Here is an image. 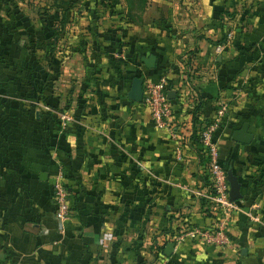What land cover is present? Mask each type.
Returning a JSON list of instances; mask_svg holds the SVG:
<instances>
[{
	"label": "crops",
	"instance_id": "crops-1",
	"mask_svg": "<svg viewBox=\"0 0 264 264\" xmlns=\"http://www.w3.org/2000/svg\"><path fill=\"white\" fill-rule=\"evenodd\" d=\"M154 2L109 32L77 29L86 44L61 43L53 80L37 27L3 17L0 264H264V0ZM135 77L166 79L178 138L128 97ZM222 102L218 159L242 195L232 242L173 241L184 221L211 222L192 193L206 184L193 133ZM244 127L248 142L234 140ZM59 171L70 193L62 227L51 196Z\"/></svg>",
	"mask_w": 264,
	"mask_h": 264
},
{
	"label": "built area",
	"instance_id": "built-area-1",
	"mask_svg": "<svg viewBox=\"0 0 264 264\" xmlns=\"http://www.w3.org/2000/svg\"><path fill=\"white\" fill-rule=\"evenodd\" d=\"M231 36V33L228 35ZM217 47L216 50H219ZM166 79L159 78L157 81L146 80L143 83V94L141 103L149 111L154 124L161 129L171 133L178 138L175 131V117L168 98ZM227 109L225 102L219 103L215 109V117L205 124L198 132L199 146L205 156L206 162V184L202 188L192 191L193 195L202 200V208L207 212L211 222L205 226H199L184 221L176 234L171 237L173 241L184 238L199 239L203 243L214 245L220 249L228 248L230 245L229 234L233 225L234 214L238 210L235 201L229 198V185L226 178V170L218 159V138L216 136L220 123ZM61 119H70L63 113ZM178 159L181 154L177 153ZM51 195L55 204L54 217L60 227L70 217V203L68 197L69 189L63 183V175L59 171L53 177Z\"/></svg>",
	"mask_w": 264,
	"mask_h": 264
},
{
	"label": "rangeland",
	"instance_id": "rangeland-1",
	"mask_svg": "<svg viewBox=\"0 0 264 264\" xmlns=\"http://www.w3.org/2000/svg\"><path fill=\"white\" fill-rule=\"evenodd\" d=\"M65 1V0H63ZM61 0H0V23L5 15H13L14 11L18 8L23 13L25 19L30 23L32 28L44 27L47 23L54 24L61 13H67V24L63 37L59 40V47H64V42L69 41L68 37L73 38L76 36L75 31L79 29L80 33H84V29H89V32L96 31V33L109 32L116 25L119 24L126 16L128 11L127 3L125 0H117L118 4L113 5L111 0H78L73 5H68ZM136 3V0H132ZM155 0H147L145 6L141 9L138 8V4H135L134 14L142 13L148 6L155 11ZM169 1V0H168ZM70 7V8H69ZM121 10L122 13H117V10ZM8 22V19L6 20ZM5 21V22H6ZM9 24H12V19L9 17ZM74 31L72 35H70ZM84 31V32H81ZM88 31V30H87ZM78 33V34H80ZM77 34V35H78ZM60 51V50H59ZM57 53V52H56ZM60 59L62 54H58ZM56 55V56H58ZM45 62V58L43 57ZM60 63V62H59Z\"/></svg>",
	"mask_w": 264,
	"mask_h": 264
},
{
	"label": "trees",
	"instance_id": "trees-1",
	"mask_svg": "<svg viewBox=\"0 0 264 264\" xmlns=\"http://www.w3.org/2000/svg\"><path fill=\"white\" fill-rule=\"evenodd\" d=\"M63 1V0H61ZM78 0H65L63 1L64 3L66 2L68 5H73L74 6V3L77 2ZM96 1V0H94ZM98 1V0H97ZM126 3H127V7H128V11L126 12V16L129 20H133V16L136 15L138 16V14H134V10H135V4L138 6V8L142 9L144 6H145V3L147 0H136V3H133L132 0H125ZM111 2L113 3V5H117L118 4V1L117 0H111ZM70 8V7H69ZM14 11V15L16 16L14 20L16 19H19V15L18 14H21L20 16V19L19 20H22V23L23 25L26 26V28H30V33L34 35V32H35V29L32 28L31 26L28 25V21L25 19L24 15L22 12H20V10H18V8L16 10H13ZM67 13L68 12H63L60 14L58 20L56 22H54V24H51V23H47L46 26L42 27V30L38 31L40 34H41V39L43 41V50H42V56L47 60V66L50 70H52V73H51V79H56L60 73L59 71V62H60V57L59 55L56 56L55 55V52H56V49H58V39L60 38L61 34L65 31V26L67 24ZM117 13H122L121 10H117ZM13 20V21H14ZM27 23H26V22ZM17 23V21H15ZM226 32L224 31L223 33V37H222V40L225 38ZM32 36V35H31ZM100 36V35H99ZM104 37V35H101ZM107 37V36H106ZM76 38H77V41H79L81 47L82 45L84 46L86 43L83 39V35L81 34H78L76 35ZM109 38V37H108ZM221 40V41H222ZM33 53H35L33 51ZM38 53V51H37ZM36 54V53H35ZM38 55V54H36ZM62 57V56H61ZM198 119L195 118V123ZM210 121L209 120H206L204 122H197L199 125H200V128L197 130V132H194L193 133V142L194 143H199V136H198V132L203 128V126L207 123H209ZM52 196V195H51ZM229 234V237H230V240H231V233H228ZM232 242V241H231Z\"/></svg>",
	"mask_w": 264,
	"mask_h": 264
},
{
	"label": "water",
	"instance_id": "water-1",
	"mask_svg": "<svg viewBox=\"0 0 264 264\" xmlns=\"http://www.w3.org/2000/svg\"><path fill=\"white\" fill-rule=\"evenodd\" d=\"M141 59H142L144 66L146 68H153L155 66L154 55L142 57ZM142 83H143V79L140 77H135L132 80L131 87H130V90L128 92V97L130 99L137 101V102H141L142 94H143V84ZM167 94H168L169 99H171L173 97L172 91H168ZM244 131H245V127L242 128L240 131L235 132L233 139L236 141L248 142V137L243 136ZM226 178H227L228 185H229V198H230V200L235 201V200L241 198L242 195L240 193V183L238 182L237 177L232 174L230 169L227 170ZM173 247H174L173 242L167 243L164 253L169 256L173 250Z\"/></svg>",
	"mask_w": 264,
	"mask_h": 264
}]
</instances>
